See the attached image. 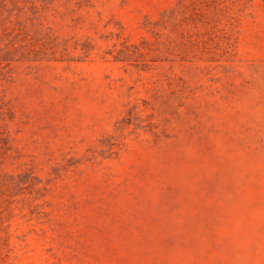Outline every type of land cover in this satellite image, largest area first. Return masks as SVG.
I'll return each mask as SVG.
<instances>
[{
  "label": "rangeland",
  "instance_id": "374dc122",
  "mask_svg": "<svg viewBox=\"0 0 264 264\" xmlns=\"http://www.w3.org/2000/svg\"><path fill=\"white\" fill-rule=\"evenodd\" d=\"M0 264H264V0H0Z\"/></svg>",
  "mask_w": 264,
  "mask_h": 264
}]
</instances>
